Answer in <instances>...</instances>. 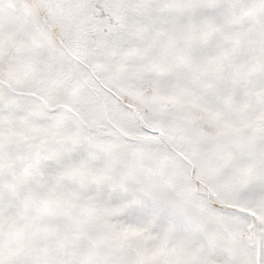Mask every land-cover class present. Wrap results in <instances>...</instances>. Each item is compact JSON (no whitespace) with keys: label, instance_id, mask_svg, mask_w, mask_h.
I'll list each match as a JSON object with an SVG mask.
<instances>
[{"label":"snow or ice","instance_id":"obj_1","mask_svg":"<svg viewBox=\"0 0 264 264\" xmlns=\"http://www.w3.org/2000/svg\"><path fill=\"white\" fill-rule=\"evenodd\" d=\"M0 264H264V0H0Z\"/></svg>","mask_w":264,"mask_h":264}]
</instances>
